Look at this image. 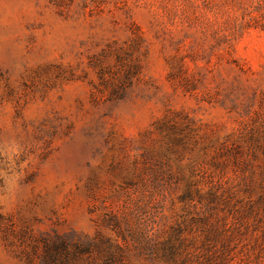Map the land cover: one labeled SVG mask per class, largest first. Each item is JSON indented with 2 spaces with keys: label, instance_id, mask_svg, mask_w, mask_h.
Returning <instances> with one entry per match:
<instances>
[{
  "label": "rangeland",
  "instance_id": "374dc122",
  "mask_svg": "<svg viewBox=\"0 0 264 264\" xmlns=\"http://www.w3.org/2000/svg\"><path fill=\"white\" fill-rule=\"evenodd\" d=\"M177 225L264 264V0H0V264H169Z\"/></svg>",
  "mask_w": 264,
  "mask_h": 264
},
{
  "label": "trees",
  "instance_id": "16d2710c",
  "mask_svg": "<svg viewBox=\"0 0 264 264\" xmlns=\"http://www.w3.org/2000/svg\"><path fill=\"white\" fill-rule=\"evenodd\" d=\"M114 224L116 225V227L119 229L120 231V227H121V221L119 219H116L114 221ZM182 234H183V229L181 228V226L177 225L172 227V233L171 236L168 237L167 239H165L163 242L160 243V252H161V259L168 262L169 264H177V250L180 248V246L183 245V238H182ZM212 232H208L205 235L206 241L209 242L210 240H212L213 236H212ZM154 244H155V240L154 239H150V241H148V243H146L145 246V250H148L149 252H152V250H154ZM144 246H142L141 248H143ZM87 247H83V249L81 250H86ZM123 257V255L121 256ZM120 257V258H121ZM123 261L122 259H119V261H116L112 258L109 257L105 260V262L103 264H110L112 262H114L115 264H124L121 263Z\"/></svg>",
  "mask_w": 264,
  "mask_h": 264
}]
</instances>
